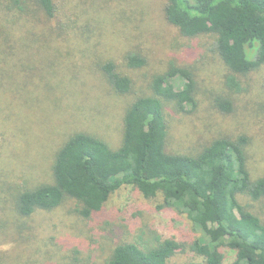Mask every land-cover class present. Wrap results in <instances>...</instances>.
<instances>
[{
  "label": "rangeland",
  "instance_id": "1",
  "mask_svg": "<svg viewBox=\"0 0 264 264\" xmlns=\"http://www.w3.org/2000/svg\"><path fill=\"white\" fill-rule=\"evenodd\" d=\"M165 1L52 0L47 16L30 0L21 8L0 0V264H107L118 243L149 247L156 236L180 243L171 263L202 259L189 247L201 232L184 213L159 208L160 193L147 199L124 185L89 217L70 197L28 216L15 206L20 191L53 181L54 154L71 133L94 134L117 147L125 109L136 96L151 94L152 76L171 63L192 70L197 104L178 111L165 101L166 151L193 154L216 137L244 133L249 173L264 175V63L237 74L241 89L230 90V70L208 48L213 35H182L165 18ZM130 51L146 62L128 67ZM106 62L130 78L129 91L109 83ZM170 82L182 86L178 77ZM216 94L232 99V112L212 105ZM242 202L264 220L261 200ZM221 251L223 264H230L234 251Z\"/></svg>",
  "mask_w": 264,
  "mask_h": 264
},
{
  "label": "trees",
  "instance_id": "2",
  "mask_svg": "<svg viewBox=\"0 0 264 264\" xmlns=\"http://www.w3.org/2000/svg\"><path fill=\"white\" fill-rule=\"evenodd\" d=\"M9 1L21 8L27 0ZM30 1L52 16V0ZM163 9L182 35H213L208 48L230 70L225 78L230 90L241 89L237 74L264 63V0H166ZM125 62L140 67L146 60L130 51ZM114 68L112 62L102 65L109 83L120 93L129 91L130 78ZM175 77L182 80L178 90L170 82ZM150 86L151 94L136 96L125 109L117 147L94 134L71 133L54 154L53 181L20 191L17 212L28 216L36 209L50 210L70 197L79 204L76 211L89 217L102 209L110 194L130 185L147 199L160 193L159 208L184 213L201 232L189 247L202 259L182 264H223L221 247L234 251L230 264H264V220L242 202L261 200L264 206V175L252 178L247 167L249 136H219L193 154L166 151L165 101H173L178 111L195 108L196 81L189 66L171 63L152 76ZM212 105L223 113L234 108L232 99L222 94L213 96ZM179 248L173 238L159 236L149 247L120 242L107 264H174L169 259Z\"/></svg>",
  "mask_w": 264,
  "mask_h": 264
}]
</instances>
